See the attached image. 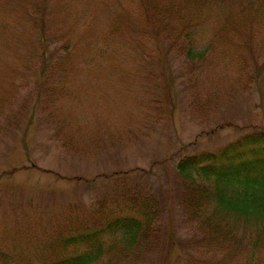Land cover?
I'll return each mask as SVG.
<instances>
[{
    "label": "rangeland",
    "instance_id": "1",
    "mask_svg": "<svg viewBox=\"0 0 264 264\" xmlns=\"http://www.w3.org/2000/svg\"><path fill=\"white\" fill-rule=\"evenodd\" d=\"M144 8L140 0H0V250L39 246L51 224L68 225L67 206L89 220L107 200L124 214L115 201L125 179L165 197L159 246L143 242L129 264H264L262 222L237 224L224 250L205 219L189 222L181 211L175 168L264 133V0L181 17L169 9L151 23ZM180 29L194 33L197 49L215 38L202 67L179 50Z\"/></svg>",
    "mask_w": 264,
    "mask_h": 264
},
{
    "label": "trees",
    "instance_id": "2",
    "mask_svg": "<svg viewBox=\"0 0 264 264\" xmlns=\"http://www.w3.org/2000/svg\"><path fill=\"white\" fill-rule=\"evenodd\" d=\"M140 3L151 23L155 14L161 12L163 17H170L166 13L171 10L179 12L176 17L188 16L191 11L197 15L202 6L213 8L226 0H140ZM227 21L230 20H225L220 32L228 31ZM181 32L180 29L173 33L183 38L179 50L187 61L202 67L211 58L215 38L211 37L209 45L197 49L192 40L194 33L180 36ZM66 141L70 143L69 137ZM245 147L250 149L251 158H245V152L240 151ZM175 168L182 182L177 197L181 211L189 222L205 219L211 237L218 235V245L224 250L232 248L226 246L225 237L242 221L244 224L261 221L264 231V133L245 135L218 153L185 156L177 161ZM125 185L126 180H120L116 187L120 193L115 201L116 208L124 214L116 215L113 208L107 207L111 206L107 200L98 203L89 220L76 207L67 206V212L62 213H67L69 218L66 227L51 224L41 238L43 243L37 247L16 253L0 250V264H129L130 253L143 242L158 247L162 238L161 202L165 197L158 198L147 184ZM163 238L169 240L167 235ZM237 246L238 241L233 248ZM253 248H257L256 242Z\"/></svg>",
    "mask_w": 264,
    "mask_h": 264
}]
</instances>
